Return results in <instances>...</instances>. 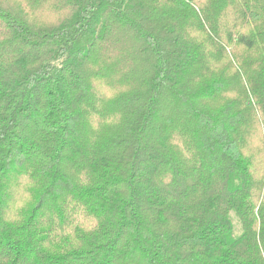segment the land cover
<instances>
[{
  "label": "trees",
  "instance_id": "obj_1",
  "mask_svg": "<svg viewBox=\"0 0 264 264\" xmlns=\"http://www.w3.org/2000/svg\"><path fill=\"white\" fill-rule=\"evenodd\" d=\"M165 2L69 0L55 24H39L40 1L0 7V264H264V175L244 159V109L206 104L225 82L205 78L182 33L188 1ZM230 2L247 5L264 131V0ZM111 20L144 42L147 91L104 99L92 86H119L96 56ZM168 98L191 121L182 146ZM116 104L127 121L113 119ZM17 180L28 199L6 217Z\"/></svg>",
  "mask_w": 264,
  "mask_h": 264
},
{
  "label": "rangeland",
  "instance_id": "obj_2",
  "mask_svg": "<svg viewBox=\"0 0 264 264\" xmlns=\"http://www.w3.org/2000/svg\"><path fill=\"white\" fill-rule=\"evenodd\" d=\"M0 0V7L4 9L16 6L17 3L40 1L38 9L34 12L38 17L39 24H55L71 12L69 0ZM154 8L161 9L166 0H151ZM184 6L182 21L184 26L182 33L192 43L196 44L201 51V71L205 78L219 79L225 82V88L217 99L206 102L211 107H221L228 102H235L244 109V124L247 122L248 131L242 138V150L244 159L253 166V174L258 177L264 175V131L259 117H255L256 98L253 91L252 76L258 71L261 65L260 57L254 53L249 45L251 34L250 24L246 21V2L239 6L230 0L226 4H217L218 0H187ZM241 1V0H240ZM149 3L150 0H147ZM37 21V19H35ZM182 27V26H181ZM145 44L138 35L130 28H125L110 21L109 35L97 45L98 60L104 62V71L110 83H117L119 86L110 87L107 82H93L92 86L104 99H110L119 94L123 89L134 90L135 93L147 91V79L151 76L150 68H143L141 57H145ZM103 58V59H99ZM139 65V69H138ZM134 73H130L133 67ZM143 68V69H142ZM89 72L93 73V66H86ZM142 69V70H141ZM195 69L188 79V89L194 91V78L197 77ZM113 80V81H112ZM131 80V81H130ZM130 81V82H129ZM121 90V91H120ZM204 107L203 103H200ZM163 113L169 126V134L177 144H184L185 127L189 120L181 106H177L168 98ZM207 108V106H205ZM253 108V109H251ZM111 114L113 119H128V114L116 104ZM190 121V120H189ZM191 122V121H190ZM178 127V128H177ZM175 128V130H174ZM184 131V132H183ZM183 143V144H182ZM23 181H28L24 179ZM24 183V184H23ZM14 199L6 210L5 216L17 218L21 205L28 199L26 182L17 180L14 187ZM264 203V202H263ZM264 216V207L260 213ZM235 231L241 233V225L238 218L233 214Z\"/></svg>",
  "mask_w": 264,
  "mask_h": 264
}]
</instances>
